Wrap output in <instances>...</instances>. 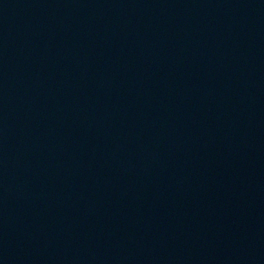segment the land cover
I'll use <instances>...</instances> for the list:
<instances>
[{"label":"water","instance_id":"95a60500","mask_svg":"<svg viewBox=\"0 0 264 264\" xmlns=\"http://www.w3.org/2000/svg\"><path fill=\"white\" fill-rule=\"evenodd\" d=\"M0 264H264V0H0Z\"/></svg>","mask_w":264,"mask_h":264}]
</instances>
